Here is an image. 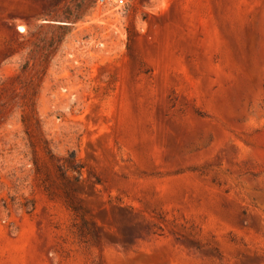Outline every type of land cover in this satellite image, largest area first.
I'll use <instances>...</instances> for the list:
<instances>
[{
	"label": "rangeland",
	"instance_id": "rangeland-1",
	"mask_svg": "<svg viewBox=\"0 0 264 264\" xmlns=\"http://www.w3.org/2000/svg\"><path fill=\"white\" fill-rule=\"evenodd\" d=\"M0 264H264V0H0Z\"/></svg>",
	"mask_w": 264,
	"mask_h": 264
},
{
	"label": "built area",
	"instance_id": "built-area-1",
	"mask_svg": "<svg viewBox=\"0 0 264 264\" xmlns=\"http://www.w3.org/2000/svg\"><path fill=\"white\" fill-rule=\"evenodd\" d=\"M116 4L120 5L123 0H114Z\"/></svg>",
	"mask_w": 264,
	"mask_h": 264
}]
</instances>
